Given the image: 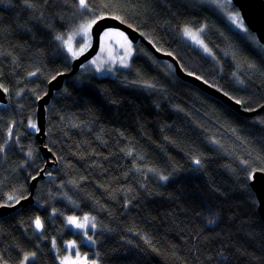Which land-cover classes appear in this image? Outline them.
<instances>
[{"label":"trees","instance_id":"1","mask_svg":"<svg viewBox=\"0 0 264 264\" xmlns=\"http://www.w3.org/2000/svg\"><path fill=\"white\" fill-rule=\"evenodd\" d=\"M30 2L0 0V85L8 94L0 103V205L29 195L46 166L38 101L71 69L75 56L63 37L87 21L119 17L245 109L264 104L263 44L210 4ZM185 27L203 29L211 55L187 42ZM133 46L130 64L115 75L81 67L52 96L45 144L53 164L34 202L0 218V264H23L25 255L27 264H60L65 242L84 239L66 215L86 213L97 228L84 248L97 264H264V221L248 179L264 168V109L244 115L180 77L142 41Z\"/></svg>","mask_w":264,"mask_h":264},{"label":"water","instance_id":"2","mask_svg":"<svg viewBox=\"0 0 264 264\" xmlns=\"http://www.w3.org/2000/svg\"><path fill=\"white\" fill-rule=\"evenodd\" d=\"M232 1L239 8L240 13L248 28L256 34L258 40L264 46V0ZM111 27L122 29L133 43L142 41L146 45V47L150 49L157 57L171 61L174 64L175 70L180 77L194 84L203 91L223 100L225 103L235 108L240 113L247 116H253L264 109V104L255 109H245L241 103H237V100L231 97L229 94L210 84L200 76L183 69L175 55L159 50L149 39H147L138 29L134 28L132 25L122 21L121 19H117L115 16L107 15L100 17L91 27L92 40L90 46L72 59V65L69 71L61 72L49 81L47 91L40 97L38 101L37 125L39 131L36 135L43 154L47 159V163L46 166L41 170L40 174L33 178L31 182V192L29 193V195L19 199L14 203H4L0 205V218L3 215L15 211L20 207H26L28 204L34 202V193L38 181L44 176L47 166L53 164V162L51 161V158H53V154L45 144L46 107L50 103L54 93L64 86L66 78H69L70 76L75 74L82 67L83 63H86L97 54V52L99 51L101 35L103 31ZM7 101V91H5L3 87H0V103H6ZM253 174L254 178L250 180V184L256 193L258 199V209L264 221V172H261L258 169L255 170Z\"/></svg>","mask_w":264,"mask_h":264},{"label":"rangeland","instance_id":"3","mask_svg":"<svg viewBox=\"0 0 264 264\" xmlns=\"http://www.w3.org/2000/svg\"><path fill=\"white\" fill-rule=\"evenodd\" d=\"M195 1H201V2L214 6L218 11H220L225 16V18L235 28H238L236 24L232 22L231 16L236 14L237 12L240 13V10L233 3L232 0H195ZM5 4L7 5L8 3H5ZM232 4H234V6ZM96 20L97 19L87 21L83 25H87L91 23L92 21H96ZM92 24L94 23H91V26ZM243 24H244V27H247L244 19H243ZM185 29H188L192 35L186 34ZM105 33H107L108 35H105ZM182 34L191 46L199 48L201 51H203L207 55L212 54V50L209 48L205 40H203V37H202L203 29L185 27L182 30ZM78 36L82 37L83 40L78 46H76L75 40ZM69 37H71L70 43H71L73 52H76L78 55L81 53L80 49H83L84 51L91 44V40H92L91 27L88 28L86 31L80 27L78 31L71 32L67 34L66 36H64L63 42L67 50L68 48H67V45L65 44V41H68ZM133 45L134 43L129 39L128 35L122 29L112 28V27L107 28L103 31L101 35V43L99 46V51L94 57H92L86 63H83L82 68L94 70L98 75L113 76L115 75L116 70L118 68H125L130 64L132 57L134 56V46ZM92 61H96V63L94 64L92 63ZM85 216H88L90 218V223L86 230L75 228L74 225H71L67 222L68 217H77L79 222H83V218ZM66 223L68 227H70L73 231L77 232V234H79L81 237L83 235L84 239H82V241H80L78 237H72L68 239L65 242L67 252L62 255H59V263L61 264V261L64 259V257H70L71 259L75 260L76 251L78 250L81 259H86L87 264H97L98 262H97L96 254L94 253V251H86L84 248V244H86L87 246H90L91 244H94L95 242L93 233L96 231L97 224H96L94 215L89 214V213H86L83 215H66ZM92 223H95L96 225L94 229L91 227ZM85 231L87 232V235H85ZM88 237H91V239L89 240ZM72 241H75V247L72 249H69L68 245Z\"/></svg>","mask_w":264,"mask_h":264},{"label":"snow or ice","instance_id":"4","mask_svg":"<svg viewBox=\"0 0 264 264\" xmlns=\"http://www.w3.org/2000/svg\"><path fill=\"white\" fill-rule=\"evenodd\" d=\"M23 2H24V4L27 7H29V8L33 7V4L30 2V0H23ZM78 5H79V8H81V9H88L90 7V5L88 3V0H78ZM116 18L119 19V17H116ZM231 20H232V22L234 24H236V26L238 28H241L244 31H247V29L244 27L242 16H241V14L239 12H237L234 15H232L231 16ZM91 23H95V21H92ZM91 23H89L87 25H82L81 28L86 31L88 28L91 27ZM185 32L188 35H192L189 32L188 29H185ZM105 35H108V34L105 33ZM121 35H122V33H121ZM57 39H61V37H57ZM70 41H71V37H69V40L68 41H65V44L67 45L68 51L70 53H72L73 56H76L77 53L76 52H73V49L71 47ZM80 51L82 52L83 49H80ZM92 63L95 64L96 61H92ZM0 87H2V86H0ZM5 91H7V90L5 89ZM237 103H240V101H237ZM30 127L35 129L37 126H36L35 123H31L30 124ZM0 151H3V148H0ZM196 163L199 164L200 161L197 160ZM259 171L264 172V168L259 169ZM253 178H254V174L253 175H250L248 177V179H250V180L253 179ZM10 199H11V197H10ZM67 222L69 224H71V225H74L75 228L85 229L86 230L88 228V226H89L90 218L88 216H85L83 218V222H79L77 217H68L67 218ZM35 227H36L37 230H42V228H43L42 222H41V220H40L39 217H37L36 220H35ZM91 227L94 229L96 227L95 223H92L91 224ZM85 235H87V232L86 231H85ZM88 239L90 240L91 237H88ZM74 247H75V241L70 242L69 245H68V248L69 249H72ZM34 256H35V253H32L31 254V257L34 258ZM29 259H30V256L29 255H25L24 258H23V264H27V261ZM61 264H87V262H86V259H81L80 255H79V251L77 250L76 251V259L75 260L71 259L70 257H64V259L61 261Z\"/></svg>","mask_w":264,"mask_h":264},{"label":"flooded vegetation","instance_id":"5","mask_svg":"<svg viewBox=\"0 0 264 264\" xmlns=\"http://www.w3.org/2000/svg\"><path fill=\"white\" fill-rule=\"evenodd\" d=\"M139 42V41H138Z\"/></svg>","mask_w":264,"mask_h":264}]
</instances>
